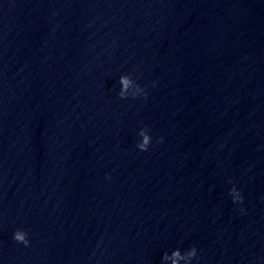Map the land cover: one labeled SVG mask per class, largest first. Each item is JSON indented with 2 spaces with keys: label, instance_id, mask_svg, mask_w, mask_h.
Wrapping results in <instances>:
<instances>
[{
  "label": "water",
  "instance_id": "water-1",
  "mask_svg": "<svg viewBox=\"0 0 264 264\" xmlns=\"http://www.w3.org/2000/svg\"><path fill=\"white\" fill-rule=\"evenodd\" d=\"M193 245L264 264V0H0V264Z\"/></svg>",
  "mask_w": 264,
  "mask_h": 264
},
{
  "label": "clouds",
  "instance_id": "clouds-1",
  "mask_svg": "<svg viewBox=\"0 0 264 264\" xmlns=\"http://www.w3.org/2000/svg\"><path fill=\"white\" fill-rule=\"evenodd\" d=\"M118 82L120 84V90L116 93L120 99L132 98L136 99L138 97H147V91L144 86L133 78L131 73H122L119 75ZM153 87H155V82H153ZM138 137L135 147L142 152L148 151L149 147L153 142V137L148 126L144 125L139 127L136 132ZM163 138L160 137L159 140ZM105 179H111V177L106 174ZM231 184V180L228 181ZM228 195L231 198L233 204H242L243 195L241 190L232 184L228 189ZM239 211L244 213L245 209L240 208ZM29 233L24 228H17L12 233V239L18 244L24 247L30 246ZM198 259L197 248L193 245L186 250H181L179 247L173 248L170 251L165 250L160 258V264H193V261Z\"/></svg>",
  "mask_w": 264,
  "mask_h": 264
}]
</instances>
